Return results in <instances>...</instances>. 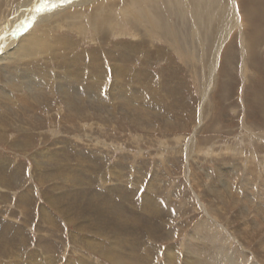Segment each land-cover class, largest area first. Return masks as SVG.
Returning a JSON list of instances; mask_svg holds the SVG:
<instances>
[{
	"label": "rangeland",
	"instance_id": "rangeland-1",
	"mask_svg": "<svg viewBox=\"0 0 264 264\" xmlns=\"http://www.w3.org/2000/svg\"><path fill=\"white\" fill-rule=\"evenodd\" d=\"M22 2L0 0L11 31ZM94 2L22 16L17 38L53 47L0 60V264H191L199 226L207 264H264V0H234L218 50L213 31L188 55L149 26L72 31Z\"/></svg>",
	"mask_w": 264,
	"mask_h": 264
},
{
	"label": "bare ground",
	"instance_id": "bare-ground-1",
	"mask_svg": "<svg viewBox=\"0 0 264 264\" xmlns=\"http://www.w3.org/2000/svg\"><path fill=\"white\" fill-rule=\"evenodd\" d=\"M1 1L3 4L6 3V0H1ZM22 1H23L22 3H19L18 5H16L15 11L17 12L16 20L20 19L23 22V24H21V26L18 25V28L15 31H14V29L12 31L10 30L12 28L13 22L12 23L11 22L5 23V21L4 22L2 21L5 17L3 19H1L2 17H0V21L3 22V23L1 22V24H0V53H1L0 60L1 61L2 60H11V61L13 60L15 62H18L19 58H24L27 56L31 57L32 55L34 56L41 51H45V53H46V51H49V49H51V47H53L50 45V43H47L46 40L44 38H42V36H40V35L37 36L36 32L33 31V29L30 30L24 37H22L20 39L17 38L18 29L20 28V30H22L24 28V27H22V25H25V22H24V19H22V16L24 17L26 14L30 15L31 21H29L30 23L28 22V24L39 26L41 24V22H43V20H49L50 16H52L54 13L63 12V10L68 6L83 7L85 5H88L87 3L92 2V1L93 2L96 1V3L94 2L95 4L91 6V8L93 10V12L91 11L92 15L91 14H88L89 16H87V14L83 15L82 9H76L71 14L67 13L68 14L67 16L72 18V19H70L72 21H70L68 24L72 31L79 33L84 28L83 24L87 23V22L88 23L90 22V25L93 29V32L97 31L96 32V33H98L97 35L101 36V37L107 36L108 31H110L111 33H114V32L119 33V32L124 31L125 25H123V23L126 24L127 28L130 29V31H131V29L133 31V27H135V26L136 27H143V28H146V30H149L148 29V26H149L150 30L156 36L160 37V39L165 38L168 41L167 43L169 45H171L174 49H180V50L182 49L183 52H185V51L187 52L188 51L187 49L191 50L193 47H196V49L198 48V49L204 50L205 44H206V42H208L210 35L213 33V31H214V35H212V36H214V39H215L213 44L214 43L216 44L215 47H217V50H218L219 45H220L219 41H224V39L228 35V33H227L228 30H232L231 28H233V26H234V19H236L235 17H233L236 15V8L234 6V0H123L121 2L122 4L118 5V6H117L118 2L116 0H98V1L97 0H77L76 2H73V1L69 2L68 6H59V7H57V5L60 4V2H62V0H22ZM25 1L30 2V4L26 3ZM52 4H53V6H50ZM27 5L29 8H32V10L29 12H27L25 10ZM38 7H40V9H38ZM55 8L56 9L59 8V9L56 10ZM77 10H81V11H77ZM6 11H8V9H6ZM4 13L1 14V16H4L5 15ZM41 14H46V15H50V16H48L45 19V18H41ZM73 16H74V18H73ZM249 16H252V15L248 14V15H245L244 17H249ZM95 19L97 22H94ZM16 20H14V21H16ZM30 25H28V26H30ZM214 25H215V30L213 29ZM43 26H45V25H43ZM56 26H55V28H57ZM85 26H88V25H85ZM87 28H89V27H87ZM94 28H96V30H94ZM150 30L148 31L149 34L151 32ZM15 41H17L16 44H14ZM251 42H250V45H252ZM6 49H7V51L2 53V51L6 50ZM211 51H212V49H211ZM218 52L219 51L214 53L211 56V59H216V57H218ZM14 54H15V56H14ZM186 54L188 55L189 51ZM199 54H200V56H203V52L199 51ZM5 64H7V63H5ZM29 75L30 74H27V75L23 74L21 77H18V81H22L23 79H27L29 77ZM66 77H67V75H66ZM67 80H70V79H67ZM15 81H16V79H15ZM48 84L51 85L49 82H48ZM9 85L15 86V84L13 82ZM49 85L46 86L48 89L51 88V86H49ZM55 85H57V83ZM55 87L58 89L67 91V92L73 91L70 88V86H68V84L64 85V84L60 83V85L58 87L57 86H55ZM53 92H55V91H53ZM42 94H44V93H42ZM209 149H211V148H209ZM218 174L220 175V177L223 175L222 172H219ZM224 184H225V182H224ZM260 190H262L264 192V187L263 186L260 187ZM214 193H218V192H214ZM64 199H65V197H64ZM261 215L262 216L264 215V210L261 211ZM257 226H259V225H257ZM211 227H212V225H211ZM201 230H202V228H200V226L196 227L193 230V232L191 233L193 235L188 236V238L185 240V243H184L185 250L188 254V256L187 255L186 256L188 258H192V260H190L192 262L191 264H207V263H210V261H208V260L204 261V259L198 258V256H197L198 255V249L196 248V247H198V243L196 242L197 241L196 239L199 237H202L204 235L205 236L204 238H206L205 240L208 239V241H210V240L215 241V236L217 234L214 233L215 230H213L214 232H213V237H212V234L209 233V228H205V230H206L205 233H203ZM203 231H204V229H203ZM220 252L223 254V251H220ZM225 254H226V252H225ZM224 256L226 258V260L224 259V261L226 262V264H229V259H231L232 257L230 256V254H226ZM207 259H208V257H207Z\"/></svg>",
	"mask_w": 264,
	"mask_h": 264
}]
</instances>
